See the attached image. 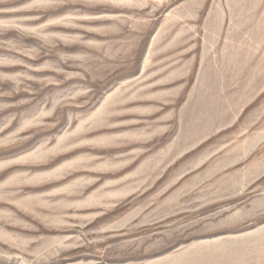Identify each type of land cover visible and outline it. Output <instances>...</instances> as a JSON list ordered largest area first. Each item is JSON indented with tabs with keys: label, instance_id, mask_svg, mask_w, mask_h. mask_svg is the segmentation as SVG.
<instances>
[{
	"label": "rangeland",
	"instance_id": "1",
	"mask_svg": "<svg viewBox=\"0 0 264 264\" xmlns=\"http://www.w3.org/2000/svg\"><path fill=\"white\" fill-rule=\"evenodd\" d=\"M0 264H264V0H0Z\"/></svg>",
	"mask_w": 264,
	"mask_h": 264
}]
</instances>
